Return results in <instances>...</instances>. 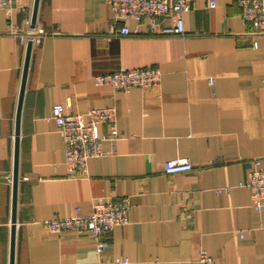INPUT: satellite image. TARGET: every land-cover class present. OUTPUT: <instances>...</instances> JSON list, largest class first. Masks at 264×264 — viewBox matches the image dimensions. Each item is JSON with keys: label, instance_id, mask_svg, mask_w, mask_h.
I'll use <instances>...</instances> for the list:
<instances>
[{"label": "crops", "instance_id": "0c3cea01", "mask_svg": "<svg viewBox=\"0 0 264 264\" xmlns=\"http://www.w3.org/2000/svg\"><path fill=\"white\" fill-rule=\"evenodd\" d=\"M12 22L31 24L34 0H12ZM182 36L148 32L128 20L130 34L105 0H39L23 93L18 143L14 264H264V206L251 205L245 186L252 161L264 165V30L243 23L234 0L210 9L194 0L183 14ZM156 28L168 27L166 17ZM256 42V46L252 42ZM27 43L9 32L0 9V264H9L16 111ZM154 67L160 82L114 91L97 74ZM69 103V105H68ZM84 113L112 106L122 136L111 152L70 175L52 106ZM100 135H108L106 124ZM187 159L188 172L166 174V163ZM127 197L129 223L116 226L97 253L74 231L44 225L97 200ZM243 236H240V233Z\"/></svg>", "mask_w": 264, "mask_h": 264}, {"label": "built area", "instance_id": "2783aa9c", "mask_svg": "<svg viewBox=\"0 0 264 264\" xmlns=\"http://www.w3.org/2000/svg\"><path fill=\"white\" fill-rule=\"evenodd\" d=\"M114 14V22H123L118 31L119 36L130 34L128 20L137 23L147 22L148 32L160 36H182L185 32L183 14L194 0H105ZM210 9H215L218 0H205ZM241 10V19L252 32L264 30V0H234ZM0 9L4 10L9 24V32L20 36L32 46L40 43L45 32L30 26L26 32L12 22L15 13L24 10L15 8L12 0H0ZM166 17L172 22L171 26L156 28L155 20ZM252 45L255 47L256 42ZM161 72L154 67L119 68L111 72L97 74L94 82L97 86L109 85L114 91H126L132 87L147 88L160 82ZM69 105V103H68ZM50 118L54 121L61 137L64 163L70 175L84 172L87 162L92 157L106 154L102 148L108 140L111 152L116 149V143L122 136L117 131L116 111L112 106L96 107L84 113L67 115L65 106L55 104L51 109ZM106 124L108 135H100L99 126ZM192 165L187 159L175 158L166 163L165 173L176 174L188 172ZM245 186L249 189L251 205L259 210L264 206V165L259 159L252 161V168L247 174ZM130 202L127 197L114 200H97L92 205L88 215H82L80 208L65 218H53L45 221L44 225L51 233L60 234L64 231H74L79 235L89 237L97 253H102L109 244L110 233L116 226H126L129 223ZM243 236V233H240ZM199 262L213 264V258L205 251L198 256ZM127 258H118L114 264H127Z\"/></svg>", "mask_w": 264, "mask_h": 264}, {"label": "water", "instance_id": "95a60500", "mask_svg": "<svg viewBox=\"0 0 264 264\" xmlns=\"http://www.w3.org/2000/svg\"><path fill=\"white\" fill-rule=\"evenodd\" d=\"M39 0H34L31 24L34 26L36 22L37 8ZM32 45L30 42L27 43L25 59L22 71L20 93L18 98V106L16 111V128H15V146H14V165L12 173V216H11V238H10V253H9V264H14V254H15V222H16V195H17V184L19 180L18 175V143H19V122L20 113L22 106L23 93L25 89V82L27 78V72L29 67V60L31 55Z\"/></svg>", "mask_w": 264, "mask_h": 264}]
</instances>
